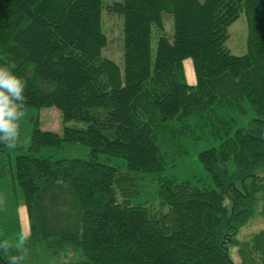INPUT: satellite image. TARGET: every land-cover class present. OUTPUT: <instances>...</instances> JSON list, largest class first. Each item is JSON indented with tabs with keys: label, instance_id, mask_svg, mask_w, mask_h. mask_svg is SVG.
Masks as SVG:
<instances>
[{
	"label": "trees",
	"instance_id": "trees-1",
	"mask_svg": "<svg viewBox=\"0 0 264 264\" xmlns=\"http://www.w3.org/2000/svg\"><path fill=\"white\" fill-rule=\"evenodd\" d=\"M103 7L121 18L122 68L101 54ZM242 11L236 54L226 39ZM5 63L27 81V105H55L63 124L35 122L14 157L29 239L0 243L23 252L16 264H264V224L251 221L264 198V0H0ZM198 129L219 139L197 153L211 181L160 176L157 204L130 202L134 171L176 163ZM64 142L88 156L38 153Z\"/></svg>",
	"mask_w": 264,
	"mask_h": 264
},
{
	"label": "rangeland",
	"instance_id": "rangeland-1",
	"mask_svg": "<svg viewBox=\"0 0 264 264\" xmlns=\"http://www.w3.org/2000/svg\"><path fill=\"white\" fill-rule=\"evenodd\" d=\"M104 4L110 3L111 0H103ZM166 27H170L171 16L165 19ZM102 28L106 33L107 43L101 48V54L113 59L122 68V25L120 16L108 10L102 9ZM247 21L244 12H240L228 26V37L226 44L233 53L242 54L246 51ZM155 38L152 39V44ZM186 80L190 83L195 81L191 57L183 60ZM252 115V111L244 114L245 122ZM37 122V125L43 129H52L59 133L62 132L61 112L55 105L34 106L27 105V115L22 121V142L16 148L9 150L0 144V159L4 157L5 172L0 174V237H5L10 241L19 244V238L22 234L30 232V220L27 214L26 205L23 200L21 187L17 182L13 163L17 153L25 152L30 144V131ZM196 136L184 137V143L187 151L174 164L166 163L164 168L159 171H134V181L138 191L131 196L130 202H146L148 204L158 203L157 185L160 176L175 177L178 180L199 179L204 182H210L209 174L202 166L197 157L199 150L217 144L219 139L214 138L210 133L202 132L198 129ZM39 154L50 155L52 158L61 156H88V146L78 142H64L61 147L42 146L38 151ZM100 157H104L101 153ZM112 164L119 165L126 169V160L122 156H111L107 159ZM253 223L264 224V198L255 204ZM67 256L61 254H46V264H54L59 260L66 259Z\"/></svg>",
	"mask_w": 264,
	"mask_h": 264
},
{
	"label": "clouds",
	"instance_id": "clouds-1",
	"mask_svg": "<svg viewBox=\"0 0 264 264\" xmlns=\"http://www.w3.org/2000/svg\"><path fill=\"white\" fill-rule=\"evenodd\" d=\"M27 81L18 75L7 63L0 64V144L5 148L16 149L22 142V121L27 115L28 98L26 96ZM29 236L22 234L19 244L27 243ZM0 243L5 249L4 261L16 264L24 260L23 252L7 240Z\"/></svg>",
	"mask_w": 264,
	"mask_h": 264
}]
</instances>
